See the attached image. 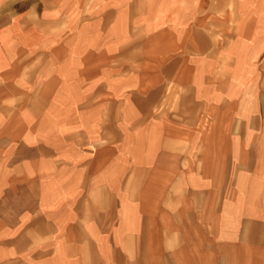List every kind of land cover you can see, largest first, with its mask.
I'll list each match as a JSON object with an SVG mask.
<instances>
[{
  "label": "crops",
  "instance_id": "1",
  "mask_svg": "<svg viewBox=\"0 0 264 264\" xmlns=\"http://www.w3.org/2000/svg\"><path fill=\"white\" fill-rule=\"evenodd\" d=\"M0 264H264V0H0Z\"/></svg>",
  "mask_w": 264,
  "mask_h": 264
},
{
  "label": "rangeland",
  "instance_id": "2",
  "mask_svg": "<svg viewBox=\"0 0 264 264\" xmlns=\"http://www.w3.org/2000/svg\"><path fill=\"white\" fill-rule=\"evenodd\" d=\"M176 85H177L176 88L172 84L170 87H168V85H167L166 87H168V88H165V91H168L171 94H173V93L177 94L178 101H180L181 99H182V101H185L184 97L186 95L185 94L186 88L184 86L179 85V84H176ZM145 183H148V182H145ZM152 185H156V187H157L158 184L156 182H153V181L150 182L151 192L153 193V196H156V195L158 196V193H159L158 190H155L154 186H152ZM139 247H140L139 250L145 251V246H143V247L139 246Z\"/></svg>",
  "mask_w": 264,
  "mask_h": 264
}]
</instances>
